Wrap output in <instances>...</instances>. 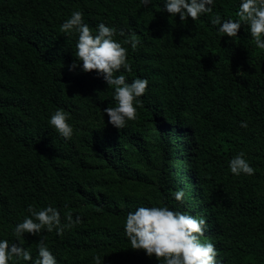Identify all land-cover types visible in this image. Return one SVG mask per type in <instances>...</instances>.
Returning <instances> with one entry per match:
<instances>
[{"label": "trees", "instance_id": "16d2710c", "mask_svg": "<svg viewBox=\"0 0 264 264\" xmlns=\"http://www.w3.org/2000/svg\"><path fill=\"white\" fill-rule=\"evenodd\" d=\"M0 264H264V0H0Z\"/></svg>", "mask_w": 264, "mask_h": 264}]
</instances>
